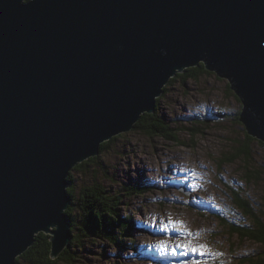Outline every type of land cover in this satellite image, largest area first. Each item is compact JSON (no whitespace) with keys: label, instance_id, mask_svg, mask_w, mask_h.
<instances>
[{"label":"water","instance_id":"1","mask_svg":"<svg viewBox=\"0 0 264 264\" xmlns=\"http://www.w3.org/2000/svg\"><path fill=\"white\" fill-rule=\"evenodd\" d=\"M228 78L264 140V0H0V264L70 241V171L187 67Z\"/></svg>","mask_w":264,"mask_h":264},{"label":"rangeland","instance_id":"2","mask_svg":"<svg viewBox=\"0 0 264 264\" xmlns=\"http://www.w3.org/2000/svg\"><path fill=\"white\" fill-rule=\"evenodd\" d=\"M190 68L171 78L155 112L138 121L154 114L156 119L148 122L156 128L153 136L135 128L137 122L104 141L103 151L100 146L97 156L80 162L67 177L68 193L72 186L76 198L72 206L70 194V211L75 221L84 220V228L87 214L77 199L86 187L100 183L117 199L126 223L122 245L110 236L84 235V228L73 230L69 219L72 239L79 233L82 240L71 246V239L65 247L71 249L68 257L62 251L53 259L58 264H247L242 260L259 248L232 235L236 226L227 220L249 224L264 213V140L240 121L243 105L228 78L204 73L193 80ZM166 124L176 130L169 137L164 136L170 134ZM246 142L248 159L238 153ZM42 234L50 241L49 234ZM21 256L18 264H29Z\"/></svg>","mask_w":264,"mask_h":264},{"label":"trees","instance_id":"3","mask_svg":"<svg viewBox=\"0 0 264 264\" xmlns=\"http://www.w3.org/2000/svg\"><path fill=\"white\" fill-rule=\"evenodd\" d=\"M204 73L213 74V72L207 70L204 67V65H202L197 69L190 68L188 72V76L191 77L193 80H198L199 77L204 75ZM181 76L182 75H180L179 77ZM175 79L176 77L173 79V81H175ZM151 119H156L154 114H151V116H149L144 123L138 122L135 128H138L141 131H144L145 133L149 134L150 136H153L155 134L154 129L156 128L153 127V124L151 122L150 124L148 123L149 120ZM197 123H202V122L193 121V124H197ZM166 128L168 131H170V134H165L164 135L165 137H169L171 134H174L176 132V130H173L169 124H166ZM246 137L252 141L254 140V137L248 134ZM106 144L107 143L101 145V151L105 149L104 145ZM250 147L251 146L248 144V142H246L240 148L242 153L241 152L238 153L240 155L244 154L245 157L247 156L246 159H248V156L251 155ZM238 153L236 156L239 157ZM82 167H84L83 164H81V168ZM69 192L73 198V202L71 205L74 206L76 202V198L74 196V190L72 189V186L70 187ZM128 192L132 193L130 189H127L126 194ZM104 194L107 195L106 198H103L101 196ZM110 195L112 194H110L109 191L104 190L100 186V183H94V185L90 187L89 186L86 187L84 189V192L80 194L77 201L79 202L81 210L83 209L84 213L86 212L87 214V218H85L86 220L85 228H84V220L77 222L73 219V215L70 211L71 206L68 208L66 213L68 214L69 216L68 218L72 223L73 230H77V231L82 230V229H76V227L84 228L83 229L84 235L85 234L88 235L86 233L88 232L92 237H96V238L110 236L114 241H116L117 243L116 245L120 247L122 245L121 239L122 237H125L124 235L126 233V227H125L126 223H124V220L122 219L119 213L120 203L117 202V199L111 197ZM239 200L244 204L242 199ZM245 204H247V202H245ZM108 205L110 206V208L108 207ZM242 208L244 211H246L247 214L250 213L252 215H255V213L250 212L247 207H242ZM91 210L94 211L93 214ZM261 214L262 216L256 214V217L253 218L252 223L249 224H241V223H237L236 221L227 220V223H231V225L236 226V229H232L233 230V232L231 233L232 235L236 234L241 237H244L245 239L253 242V244L255 243L259 246L257 250L247 254V256L242 260V262L250 263V264H264V213L261 211ZM87 225H90L91 227L88 228ZM74 235L78 239H72L71 246H73V244H75L76 242L82 240L81 238H79V233H75ZM70 250L71 249H65L64 250L65 254L63 257L65 258L68 257V251ZM50 252H51V242L49 241V237L47 235L40 233L34 245L30 247L28 251L21 256V259H25L29 264H58V261H55L58 258L55 260L51 259ZM59 258L61 257L59 256ZM19 262L20 259L17 258L16 264H18Z\"/></svg>","mask_w":264,"mask_h":264},{"label":"bare ground","instance_id":"4","mask_svg":"<svg viewBox=\"0 0 264 264\" xmlns=\"http://www.w3.org/2000/svg\"><path fill=\"white\" fill-rule=\"evenodd\" d=\"M187 68H188V67H187ZM188 70H189V69H188ZM241 103H242V102H241ZM242 110H243V109H242ZM242 113H243V112H242ZM194 116H195V115H194ZM240 119H241V118H240ZM243 123H244V122H243ZM244 124H245V123H244ZM245 126H246V124H245ZM251 135H252V134H251ZM256 137H257V136H256ZM262 142L264 143V141H262ZM119 163H120V162H119ZM239 212L242 213L241 210H240ZM70 230H71V228L69 229V233H70V236H71V237H70V240H71V239H72V234H71ZM181 230H182V229H181ZM182 233H183V232H182ZM37 236H38V235H37ZM37 236H36V239H37ZM175 245H176V244H175ZM30 246H31V245H30ZM30 246H29V247H30ZM29 247H28V248H29ZM169 247H172V244H170ZM176 247H177V245L175 246V248H176ZM179 248H181L182 250H184L182 247H179Z\"/></svg>","mask_w":264,"mask_h":264},{"label":"snow or ice","instance_id":"5","mask_svg":"<svg viewBox=\"0 0 264 264\" xmlns=\"http://www.w3.org/2000/svg\"><path fill=\"white\" fill-rule=\"evenodd\" d=\"M163 247V245H161Z\"/></svg>","mask_w":264,"mask_h":264}]
</instances>
